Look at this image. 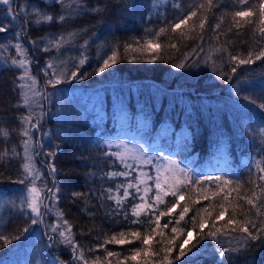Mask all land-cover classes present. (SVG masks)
Returning <instances> with one entry per match:
<instances>
[{
  "label": "trees",
  "instance_id": "trees-1",
  "mask_svg": "<svg viewBox=\"0 0 264 264\" xmlns=\"http://www.w3.org/2000/svg\"><path fill=\"white\" fill-rule=\"evenodd\" d=\"M83 2L86 5L83 11L66 22H58L63 10L55 0H11L13 11H18V7L27 9L30 23L26 26L23 16L13 21L8 6L0 5V25L8 28L6 33L0 34V130L7 132L6 137L0 134V153H7L0 158V233L15 237L31 225V212L24 203L27 182L24 185L16 183L24 175L22 141L27 138L20 135L25 127L21 118L29 115V109L20 106V89L17 87L20 83L17 77L23 70L11 65L12 57L19 59L14 48L16 43H21L25 49L31 61L28 65L30 75L36 79V87L42 93L36 98L38 106L31 109V123L39 121L38 129H31L32 163L41 175L36 184L45 192L53 187L48 168L51 162L57 169L55 179L60 189L53 211L44 216L43 224L31 225L28 233L20 239H12L11 243L5 244L0 239V264H28L21 254L29 248L36 250L41 264H51L56 258L63 264H73L68 248L59 243L49 246L47 237L52 233L47 225L57 223L56 210L62 211L73 224L75 238L83 245L82 250L89 260L95 256L103 257L104 249L121 253L122 259L130 256L132 250L143 248L159 254L145 256L141 252L136 258L138 262L127 259L124 264H146L149 260L153 264H165V253L160 249L172 246L168 241L174 237L173 243L181 244L187 230L193 226L192 217H196V232L186 246L191 251L175 260L179 248H173L170 257L173 264L188 260L195 264H220L219 250L224 247L237 250L226 254L223 264H264V240L241 246L239 240L226 237L206 238L199 230V221L203 218L208 222L204 230L207 233L212 218L220 211L216 205L222 202L220 197L203 199L201 187L213 189L215 186L214 180L205 181L204 176H222L235 181L243 185L240 190L243 194L245 189L253 187L251 181L256 178V164L264 167V110L259 107L264 103V58L255 60V54L264 47L259 33H253L252 25L239 30L233 27L228 31L231 16L226 14L235 9L236 0H214L217 7L208 13L203 40L196 36L199 28L188 31L193 23L198 24L197 17L175 33L169 29L167 34L155 36L160 28L176 21L201 0ZM65 3H71V0H65ZM174 4L180 7H174ZM37 10L53 16L54 20L35 24L32 13ZM221 16L224 22L217 32L223 35L217 40L212 29ZM181 32L189 38L185 39ZM69 33H75V36L59 50H42L49 38L67 37ZM147 39H154L162 47L144 49ZM32 41L38 43L34 45ZM173 43L176 48L170 46ZM126 45L139 50L126 52ZM219 47H227V52L213 51ZM113 49L118 54L116 64L97 74L95 69L102 64V58L110 55ZM250 51L254 63L242 65L232 73L235 64L229 54L245 58ZM81 58L85 59V64L79 68L83 79L62 80L55 87L46 83L53 71L46 68L49 62L55 65L59 76L61 72L76 70ZM27 126L30 128V124ZM121 131L126 132L127 138L145 133L149 151H166L171 156L183 158L195 173L192 177L203 183L197 184L195 189H183L185 199L170 216L161 218V225L172 221L168 228L157 229V233L163 231V236L153 234L147 245L141 240H133L129 244H107L100 248L105 237L131 230L141 231L143 235L144 229L150 232L155 227V224L147 223L150 217L143 213L139 217L140 223H131L137 219L132 216L131 209L133 204L140 203L139 199L129 198L119 212L113 210L114 202L101 199V195H107L105 188L115 190L117 184L132 180L138 171L149 173L153 180L155 177L152 165L141 166L126 160L131 168H125L116 157L108 155L115 152L110 143ZM51 150L57 151L55 157L44 155ZM111 171H128L131 175L109 179L106 173ZM148 184L152 186L153 181ZM73 192H82L85 196L73 199ZM236 195L232 192L230 200ZM165 200L175 202L171 195ZM45 202L50 207L53 205L52 201ZM236 202L243 205V201ZM184 206L190 211L177 225L175 221ZM159 207L163 209L164 205ZM205 207L212 217L208 213L197 215L198 210ZM243 207L247 208V205ZM231 212L229 208L224 219L216 222L217 226L222 227ZM173 226L183 227L185 231L173 233ZM234 235L239 236L238 233ZM56 240H59L58 236ZM89 248L97 250L91 252ZM116 260L109 258L111 264H116Z\"/></svg>",
  "mask_w": 264,
  "mask_h": 264
},
{
  "label": "snow or ice",
  "instance_id": "snow-or-ice-1",
  "mask_svg": "<svg viewBox=\"0 0 264 264\" xmlns=\"http://www.w3.org/2000/svg\"><path fill=\"white\" fill-rule=\"evenodd\" d=\"M56 3L60 4L62 8V14L58 16V22H66L71 17L78 14L80 11H83L86 7L83 0H71V3L66 4L65 0H55ZM0 5L8 6V14L12 17L13 21L17 20L21 16L25 18V26L30 23L28 19V12L25 7H18V11H13L11 7V0H0ZM74 5V6H73ZM174 7H180L178 4H174ZM217 7L214 3V0H201L197 4L190 6L189 10L185 12L183 15L179 16L176 21L169 24L167 27H162L159 29L157 33H155L156 37H160L161 35H165L168 33L169 29L173 33H175L178 29H181L182 25H188L189 21L193 19V17L198 18V24L193 23L188 31H195L197 28L200 29L197 32L196 36L198 39L203 40V32L206 28V24L208 21V13ZM96 11V10H94ZM226 15L231 16V26L228 31L234 27L237 30L245 27L246 25H252V31L254 34L259 33L260 41L264 42V0H236L235 9L227 13ZM34 17V23L39 25L42 23H51L54 20V17L51 15H47L40 11H35L32 13ZM224 22L223 16L219 18V23L215 25L212 29L214 33H216V39L219 40V36L223 35V33L217 32L220 29L221 24ZM24 26L21 27V31H23ZM8 28L4 25H0V34L6 33ZM181 36H184L185 39L189 38L185 36L184 32L180 33ZM75 36V33H69L68 36L60 35L58 37L49 38L47 43L42 48L43 51L47 52L51 48L59 50L65 44H67L72 37ZM17 40L20 39L19 33H17ZM34 45H36L37 41H32ZM226 43H230L226 41ZM87 44V41H85ZM172 48H176L177 45L175 43L170 45ZM162 45L156 42L154 39H147L144 41L143 48L144 49H159ZM17 56L11 58V65L17 68L22 69V74L17 77L20 83L17 87L20 89V97H21V105L29 109V115L21 118V123L25 125L20 132V135L23 137H27L22 141L23 147V156L24 163L22 164L23 169V178L16 181L19 184H26L27 187V197L24 203L27 204V208L31 212V216L29 219L31 220V225L43 224L44 216L48 212H52L54 208L55 202L58 200V192L59 186L56 185L55 173L57 172L56 167L51 162L48 163L49 175L53 180V187L45 189L43 187H37L36 181L41 179V175L39 171L35 168L32 163V148L33 145L31 143V129H38L37 120L36 123H31L32 114L31 109L34 106H38L37 99L41 97L42 93L37 89L36 84L37 81L34 77L30 75L28 65L31 63L28 60L25 49L23 48L21 43H16L14 45ZM131 49L130 45L125 46V51L127 52ZM132 51H138L139 49H131ZM196 49H193L195 52ZM213 51L227 52V47H219L214 48ZM188 54L185 53V56ZM253 53L250 51L248 56L245 58H241L239 54H229V59L235 64V67H232V73H235L237 68L242 65H251L254 63L252 59ZM117 51L113 49L110 55H107L106 58H102V64H100L95 72L97 74L103 73L107 68L116 64L117 62ZM264 58V47H261L260 50L255 54V60H260ZM85 64V59L81 58L79 60V64L76 66V70L68 72H61L59 76H57L55 65L52 62H49L46 65L47 69H52V74L48 76V73L45 72V75L48 76L47 84L55 87L60 84L62 80L67 81L69 79H83V75L79 74V68ZM184 65H178V67H183ZM30 81V83H29ZM245 99H249V102L255 103V101L250 100V98L245 97ZM259 107L261 110H264V103L260 104ZM30 124V128L27 126ZM0 134L7 136V132L0 130ZM45 136L48 134L45 133ZM39 143V142H37ZM59 145H57V148ZM122 147V146H117ZM13 154L15 153V149L12 150ZM133 150L124 148L123 151L110 153L108 155L116 157L125 168H131V165L126 163L128 156L132 153ZM7 155V153H0V158ZM44 155L49 157H55L57 155L56 150H51ZM142 155V153H141ZM134 159L137 160L138 163L142 164H151L152 159L148 157L145 160H140L139 157L133 156ZM164 160V163L156 167V176L153 180V177L146 172L138 171L137 175L133 177L132 180L128 181L124 184H117L115 190L112 188H105L104 192L107 193L106 197L101 195V199H106L107 201L114 202L116 212H119L124 208L125 203L132 199H139L140 203L133 204L131 209V214L137 219L131 221L133 224L140 223L139 217L141 213L146 216H149V220L147 223L149 225L155 224V227L150 229H144V233L142 235L141 231L131 230L129 232H119L117 234H113L111 237H105L103 240V244L99 245L100 248H103V245L107 244H129L132 243L133 240H141L143 245L149 244L153 239V234H159L163 236V231L157 233V229L168 228L169 224L172 221H168L161 225V218L165 216H170L179 205L181 200L185 199V193L183 189L185 188H193L197 184L202 185V181L199 179H194L185 169L181 168L180 165L175 160H166L165 158H161ZM131 175L128 171H111L106 173V176L109 179L114 177H129ZM203 180L205 181H215V186L213 189H207L201 187V191L204 193L203 199L209 200L212 197H220L222 202L218 203L216 207H219L220 211L212 218L211 228L204 232L205 228L208 227V222L203 218L199 221V230L201 235H205L206 238H211L216 240L218 237H226L230 240H239L241 246L248 244L249 242H256L257 240H264V167H261L259 163L256 164V178L251 181L253 187L249 189H245L243 194H240V190L243 185L223 178L222 176H204ZM134 181V182H133ZM148 181H153V185L149 186ZM153 187L155 189L154 195L149 196V193L153 191ZM135 190L130 191V190ZM259 189V191H257ZM249 191L251 194L249 195ZM232 192H236L237 195L232 197L230 200V196ZM122 193V194H121ZM173 196L175 198V202H169L165 200L166 196ZM85 194L82 192H73V199H79L84 197ZM52 201L53 205L50 207L48 203L45 201ZM236 201H243V205H247V208H244L243 205L237 203ZM199 201H197L198 203ZM164 205V208L161 209L159 206ZM44 211H41V209ZM229 208L232 209L231 215L227 219L226 223L220 227L217 226V221H221L224 219L226 214L229 211ZM159 212L156 215V212ZM190 209L188 206H184L183 209L179 212L178 218L175 223L177 225L180 224L181 221L184 220L185 216L189 213ZM200 213H208L209 217H212V213L208 211V208L199 209L197 215ZM57 223H53L51 225H47L48 230L52 233V235H48V240L50 241V247L57 243L64 245L71 251L73 264H111L109 261L110 257L117 258L116 264H124V261L127 259L135 260L137 256L143 252L145 256L149 255H158L159 253H150L147 249H134L131 251V255L127 257H121V253L109 251L104 249L105 255L103 257L95 256L93 259L89 260L86 256L83 249V245L78 243L75 238V233L73 231V224L65 218L64 213L62 211H55ZM240 216L242 219H238ZM125 218H127V213H125ZM193 226L191 229L187 230L186 238L183 239V242L179 245H175L173 240H169L168 243L172 246L167 248H162L160 251L165 253L163 257V261L165 264H173V260L170 259L173 253V248L178 247L179 253L175 256V260H180L182 257H185L188 252L191 251V248L186 247L190 244L192 238L194 237V233L196 232V217H192ZM31 225L23 228L19 235L15 237H7L4 236L3 233H0V239L4 241L5 244L11 243L12 239H20L25 233L29 232ZM185 229L183 227L177 228L175 226L172 227L173 233H183ZM239 234V236L234 234ZM56 236L59 237V240H56ZM96 248H89V251L95 252ZM236 248L224 247L222 250H219V256L221 258L220 264H223V259L226 254L230 252H235ZM51 264H63L58 258L53 259ZM146 264H153L151 260L147 261ZM183 264H195V261L188 260L184 261Z\"/></svg>",
  "mask_w": 264,
  "mask_h": 264
},
{
  "label": "rangeland",
  "instance_id": "rangeland-1",
  "mask_svg": "<svg viewBox=\"0 0 264 264\" xmlns=\"http://www.w3.org/2000/svg\"><path fill=\"white\" fill-rule=\"evenodd\" d=\"M146 144L147 143H146L145 133H142L140 135H135L134 137L127 138V134L125 131H121L119 133V136L111 140V143H110V145L114 146L115 152L123 151L124 148L133 150L132 153L128 156L127 160H132L135 163H138V162L136 159L133 158V156L139 157L140 160H145L148 157H151L152 163L149 165L153 166L152 169H153L155 176H156V171H155L156 167H159L164 163V160H161L162 157L165 158L166 160H175L180 165V167L185 169L191 176L195 174L193 170L191 169V166L189 165V163L185 161L183 158H180L177 156L175 157L171 156V154L166 151L164 152H161L158 150L149 151L148 148L146 147ZM118 145L122 147H117ZM156 147H158V145H156ZM138 165L144 166L145 164L138 163ZM25 191L27 192V189ZM154 192H155V189L153 190L151 196L154 195ZM26 197H27V193H26ZM38 232H39V229L37 230V233ZM21 255L22 257H24V259L28 260V264H41L39 254H37L36 250H34L33 248H29L27 250L25 249V251ZM135 260L138 262L137 259Z\"/></svg>",
  "mask_w": 264,
  "mask_h": 264
}]
</instances>
